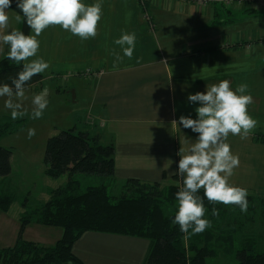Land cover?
Returning <instances> with one entry per match:
<instances>
[{
    "label": "crops",
    "instance_id": "0c3cea01",
    "mask_svg": "<svg viewBox=\"0 0 264 264\" xmlns=\"http://www.w3.org/2000/svg\"><path fill=\"white\" fill-rule=\"evenodd\" d=\"M141 1L146 2L145 8ZM101 2L103 16L95 37L81 40L58 25L41 34L38 54L50 67L41 73V82L25 88L21 103L28 114L17 119L24 126L0 137V145L7 136H20L28 126L26 120L50 128L52 110L59 113L54 106L79 104L84 122L78 125L74 119L69 128L99 137L101 145L115 149V173L108 181L120 189L130 179L182 187V177L174 173L180 158L177 153L181 146L187 149L197 135L179 125L181 115L196 116L197 105L187 96L204 91L206 84L228 79L233 88L248 85L253 97L248 111L257 120L246 139L229 134L226 142L240 159L230 183L264 200V143L256 141L264 135V9L249 2L226 6L223 0ZM8 15V25L0 33L20 30L18 14L9 9ZM122 32L136 33V48L133 58L117 63V54L122 52L114 41ZM6 52L5 45L0 61ZM44 87L49 89V107L42 118L34 120L32 97ZM5 99L0 98V120L11 118ZM65 177L63 184L68 181ZM82 177L88 176L76 178ZM34 226L41 225H29L23 236ZM62 235L63 231L58 241ZM151 247L147 238L86 232L72 251L85 264H147Z\"/></svg>",
    "mask_w": 264,
    "mask_h": 264
},
{
    "label": "trees",
    "instance_id": "16d2710c",
    "mask_svg": "<svg viewBox=\"0 0 264 264\" xmlns=\"http://www.w3.org/2000/svg\"><path fill=\"white\" fill-rule=\"evenodd\" d=\"M145 3L141 1L143 8L147 5ZM11 9L22 17L15 3ZM145 14L150 21L146 11ZM20 30L26 34L29 32L22 20ZM21 67L22 64L17 65L6 57L1 60L0 83L11 84ZM42 79L41 74L33 76L26 88L38 84ZM13 125L15 127L12 128ZM23 126L21 120H0V137L13 134ZM256 141L264 143V135H258ZM114 155L113 146H103L99 137H90L87 132L75 127L49 138L44 157L46 175L53 179L67 175L68 181L52 190L44 205L21 218L18 239L14 247L0 250V264H85L73 253L72 247L86 232L149 239L152 247L147 264H207L209 258L217 256L216 251L211 250L216 236L210 232L204 236V231L193 234L191 229L187 233L181 232L179 226L172 223L175 213H166L162 208L164 195H167L166 199L176 197L175 193L180 187H162L159 183L130 179L122 187L120 197H112L107 183L108 179L114 177ZM11 156L10 149L0 147V178L11 174ZM78 175L99 177L101 182L85 183L76 178ZM198 194L203 197V191L200 190ZM248 198L252 200L250 195ZM11 202L8 195L1 194L0 211L7 213ZM211 203L218 213L223 207L238 206ZM204 204L206 218L213 208L207 206L210 202L206 198ZM208 217L211 221L217 218L213 213ZM31 224L62 229V238L53 247L26 241L23 233ZM228 229L219 228L222 233ZM231 233L227 237L220 236L218 241L225 239L227 241L224 243L233 245L237 237L234 232ZM234 256L237 264H264V251H259L256 245L240 246L236 248Z\"/></svg>",
    "mask_w": 264,
    "mask_h": 264
},
{
    "label": "clouds",
    "instance_id": "9594fccd",
    "mask_svg": "<svg viewBox=\"0 0 264 264\" xmlns=\"http://www.w3.org/2000/svg\"><path fill=\"white\" fill-rule=\"evenodd\" d=\"M13 3L23 14L15 19L22 20L30 29L28 34L15 28L0 33V51L6 45V59L22 64L11 84L0 83V98L7 97L4 108L10 110L11 118L16 120L28 114L21 103L27 82L50 67L49 61L38 54L41 34L50 26L58 25L81 40L95 37L103 8L101 0L91 3L86 0H0V28L8 25V10ZM136 40L135 32H122L115 39L114 43L122 52V55L117 54V63L124 57L133 58ZM231 84L224 79L206 84L204 91L189 93L187 100L197 105L196 116L181 115L179 118L180 126L197 134L187 149L179 148L180 158L174 171L182 177V187L175 193L178 208L172 223L184 233L191 229L193 234H198L210 227V221L205 218L204 198L209 202L238 205L242 212L248 210V190L230 183L240 159L226 141L229 134L246 139L257 120L248 111V105L253 102L248 85L241 83L233 88ZM31 103V118H42L50 103L49 89L44 87L32 97ZM35 135V128L27 129L29 139ZM201 189L203 197L198 194ZM212 213L218 215V210L213 208Z\"/></svg>",
    "mask_w": 264,
    "mask_h": 264
},
{
    "label": "rangeland",
    "instance_id": "374dc122",
    "mask_svg": "<svg viewBox=\"0 0 264 264\" xmlns=\"http://www.w3.org/2000/svg\"><path fill=\"white\" fill-rule=\"evenodd\" d=\"M53 108L59 113L58 115L54 114L52 110L51 123L53 125L50 128L45 125L33 126L29 124V120H26L28 126L19 132L20 136L18 133L11 137L7 136V140L3 141V145H0L5 149H10L12 155L14 154L13 161L12 156L10 159L11 174L5 180L0 179V195L5 194L12 199L9 211L7 213L0 211V250L14 247L18 239L21 218L44 205L49 200L52 190L61 186L63 180H66V175L58 179L46 175L47 167L44 157L47 141L59 132L70 129L74 119L80 125L84 122L85 116L80 111L79 104L62 105L61 108L54 106ZM60 119L62 120L60 121ZM13 127L15 126L13 125ZM30 127L36 129V135L31 139L27 136V129ZM82 181L93 184L101 182L100 178L95 176L82 177ZM108 185L112 197L119 198L122 193L120 186L112 181H108ZM166 196L163 197L162 208L166 213H175L178 208L176 197L166 199ZM251 197L252 200H248L247 212H242L239 206L223 207L222 213H218L214 221L208 217L212 213H208L206 218L211 222V227H208L203 233L204 236L206 232L216 236L211 250L216 251L217 256L209 258L207 264H237L234 252L240 246L256 245L259 251H264V203L262 204L264 200L257 199L255 196ZM207 206L213 208V203L210 202ZM226 227L229 228L227 231L220 232L219 228ZM230 232H234L233 234L237 237L233 245L224 243L227 241L225 239L218 241L220 236L227 237L226 235H230ZM61 234L62 230L58 228L34 226L33 229L27 230L23 238L35 241L45 247H51L55 245ZM133 258L134 263H137V255Z\"/></svg>",
    "mask_w": 264,
    "mask_h": 264
},
{
    "label": "built area",
    "instance_id": "2783aa9c",
    "mask_svg": "<svg viewBox=\"0 0 264 264\" xmlns=\"http://www.w3.org/2000/svg\"><path fill=\"white\" fill-rule=\"evenodd\" d=\"M234 2H237L239 5H243L249 2V3H253L254 5H256L257 8L259 9H264V0H223V3L226 6H231Z\"/></svg>",
    "mask_w": 264,
    "mask_h": 264
},
{
    "label": "water",
    "instance_id": "95a60500",
    "mask_svg": "<svg viewBox=\"0 0 264 264\" xmlns=\"http://www.w3.org/2000/svg\"><path fill=\"white\" fill-rule=\"evenodd\" d=\"M73 100L75 99V92H71Z\"/></svg>",
    "mask_w": 264,
    "mask_h": 264
}]
</instances>
